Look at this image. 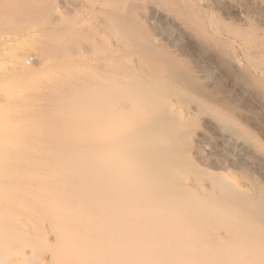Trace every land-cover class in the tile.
Here are the masks:
<instances>
[{
  "label": "bare ground",
  "instance_id": "obj_1",
  "mask_svg": "<svg viewBox=\"0 0 264 264\" xmlns=\"http://www.w3.org/2000/svg\"><path fill=\"white\" fill-rule=\"evenodd\" d=\"M120 14L108 15L121 32L119 42L109 47L107 73L121 69L125 82L108 77L102 88L70 91L74 104L86 109L84 124L103 117L120 123L114 133L68 143L13 142L7 139L16 135L0 120V264H264L263 198L199 169L189 156L201 146L187 141L192 118L174 111V95L182 89L203 92L206 85L162 52L154 37L138 33L125 12ZM207 46L201 45L200 52ZM127 51L137 57L124 55ZM20 61L24 71L33 70L28 58ZM214 61L229 78L240 74L234 75L232 64L222 58ZM239 79L256 98L257 87H246V77ZM146 92L163 98L153 107L143 101ZM56 115L62 121L67 112ZM245 155L257 162L253 154ZM188 175L207 179L208 186L203 180L194 185ZM232 203L234 213L229 212ZM250 217L261 224L255 222L253 229Z\"/></svg>",
  "mask_w": 264,
  "mask_h": 264
},
{
  "label": "rangeland",
  "instance_id": "obj_2",
  "mask_svg": "<svg viewBox=\"0 0 264 264\" xmlns=\"http://www.w3.org/2000/svg\"><path fill=\"white\" fill-rule=\"evenodd\" d=\"M119 1L0 0V120H5L9 133L16 135L7 141L32 142L38 138L46 144L68 143L82 141L80 136L117 130L119 122H108L103 117L84 124L86 109L75 105L76 100L70 95L79 86L102 88L108 77L116 84L125 82L127 76L123 70L113 75L107 73L110 70L107 68L112 67L111 63L108 65L109 47L119 42L121 32L109 17L125 12L138 33L154 37L162 52L180 60L184 70L206 85L207 93L182 89L183 94L172 98L176 115L192 118L187 126L188 131L191 129L187 141L201 145L200 150L194 149L197 152L190 150V158L199 169L214 176L222 175L234 189L264 199V168L259 169L264 164V98H261L264 96V0ZM116 2L121 6L123 3L125 11L120 5L121 11L118 5L109 8ZM108 18L110 26L106 24ZM206 44L207 52H200L199 47ZM127 52L123 54L134 58L137 54ZM217 57L231 63L234 75L240 73L239 78H248L246 87L253 89L254 84L262 96L257 91V94L252 92L256 98L250 96L248 92L252 90L248 91L238 77L226 76L227 72L214 61ZM22 58H28L33 65L31 72L24 71ZM257 96L261 97L257 99ZM160 97L163 98L162 94ZM159 98L146 92L143 101H151L155 107ZM60 110L67 112L62 121L56 115ZM115 110L118 113L116 107ZM233 144L237 147L233 148L234 152L230 149ZM247 153L253 154L257 162L247 159ZM241 156L245 159L240 160ZM188 178L196 186L203 182L208 186L205 178L201 181L189 175ZM235 205H230L229 212L234 213ZM250 222L254 229L258 221L251 218ZM218 230L226 231L223 227Z\"/></svg>",
  "mask_w": 264,
  "mask_h": 264
}]
</instances>
